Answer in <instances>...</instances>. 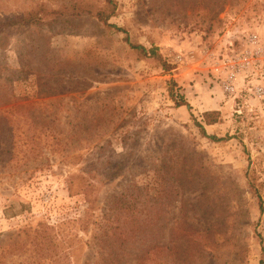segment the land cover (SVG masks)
<instances>
[{"label": "rangeland", "instance_id": "obj_1", "mask_svg": "<svg viewBox=\"0 0 264 264\" xmlns=\"http://www.w3.org/2000/svg\"><path fill=\"white\" fill-rule=\"evenodd\" d=\"M263 76L264 0H0V264H264Z\"/></svg>", "mask_w": 264, "mask_h": 264}, {"label": "trees", "instance_id": "obj_2", "mask_svg": "<svg viewBox=\"0 0 264 264\" xmlns=\"http://www.w3.org/2000/svg\"><path fill=\"white\" fill-rule=\"evenodd\" d=\"M26 18L27 19L24 20L26 22L40 23L41 24L45 19L48 18V14H46L44 12V10H36V11L31 12ZM9 22L10 21H7L6 24H8ZM132 47L134 49H136L137 52L142 53L144 55V58H150V57L151 58H158L156 49H152V50L148 51L145 47H143L141 45H132ZM182 105H186L189 108V105L186 104V103H184ZM211 115H212L211 113H206L205 116H204L205 117V123L207 125H212V124L218 123L217 120H210V119H208V117L211 116ZM198 127L201 129L203 135L205 137H207L206 131H205V127L203 125H199V124H198ZM210 139L217 140L216 137H210ZM90 187H91L90 185L85 184V187H83V189L81 191L82 192V195L85 196V199H86L87 202H90V200H91L90 197H89V195H90L89 194V188ZM91 193H93V189H91ZM131 207H133V209H131ZM131 207L128 206V207H126L124 209L128 211L129 218L130 219H134V216H133L132 213L133 212L135 213V211L136 210H139V209H136L137 208V204L136 203H132V206ZM142 212H146V209H144ZM125 218H126L125 216H122L119 213H118V215H116V218H115L116 219V223L118 225L116 227L115 231H119V233H120L119 235L120 236L123 235V233H124V231H123V224H125L126 221L128 220V219H125Z\"/></svg>", "mask_w": 264, "mask_h": 264}, {"label": "built area", "instance_id": "obj_3", "mask_svg": "<svg viewBox=\"0 0 264 264\" xmlns=\"http://www.w3.org/2000/svg\"><path fill=\"white\" fill-rule=\"evenodd\" d=\"M251 42L256 44L257 36L254 35L251 37ZM254 60L255 59L250 55V53H242L241 55L234 57V59L228 60L229 74L227 81L224 82V88L227 93H236L235 81H237L240 75H243L249 71V69L253 66V63H255ZM262 81L264 83V76ZM252 93L257 97H262L264 95V86L255 87Z\"/></svg>", "mask_w": 264, "mask_h": 264}, {"label": "crops", "instance_id": "obj_4", "mask_svg": "<svg viewBox=\"0 0 264 264\" xmlns=\"http://www.w3.org/2000/svg\"><path fill=\"white\" fill-rule=\"evenodd\" d=\"M216 124H217V123H216ZM216 124H212V125H207V124H206L205 129H206V130H208V128H213V129H215V127H216L215 125H216Z\"/></svg>", "mask_w": 264, "mask_h": 264}]
</instances>
